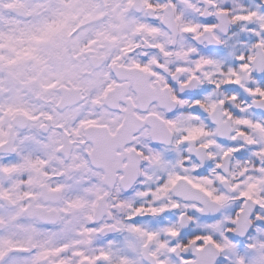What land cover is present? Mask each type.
<instances>
[{
    "label": "snow or ice",
    "instance_id": "6c2138e0",
    "mask_svg": "<svg viewBox=\"0 0 264 264\" xmlns=\"http://www.w3.org/2000/svg\"><path fill=\"white\" fill-rule=\"evenodd\" d=\"M0 264H264V0H0Z\"/></svg>",
    "mask_w": 264,
    "mask_h": 264
}]
</instances>
